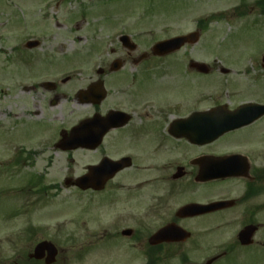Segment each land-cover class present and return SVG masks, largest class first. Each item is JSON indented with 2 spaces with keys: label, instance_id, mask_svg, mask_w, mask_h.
Segmentation results:
<instances>
[{
  "label": "flooded vegetation",
  "instance_id": "af4514ba",
  "mask_svg": "<svg viewBox=\"0 0 264 264\" xmlns=\"http://www.w3.org/2000/svg\"><path fill=\"white\" fill-rule=\"evenodd\" d=\"M83 1L41 0L38 4L44 11L39 21L45 26L50 22L64 26L71 20L68 7H85ZM192 1L194 7L186 8L175 23L179 30L165 31L161 41L201 34V21L225 23L232 33L225 41L227 53L244 51L229 65L244 64L251 70L241 73L246 81L236 82V70H229L221 61L198 67L191 61L182 63V49L163 56L154 54L145 42L149 32L132 34L128 25V29L114 34L110 45L115 48L109 53L113 59L96 70L102 78H112L111 89L108 91L100 79L105 98L97 106L87 105L92 108L90 117L98 114L105 118L115 113V125L101 137L95 151L76 150L98 154L91 164L107 159L120 167L97 191L82 192L96 199L91 202L94 207L89 202L84 204L86 250L81 255L88 259L94 253L98 264L264 263V0ZM32 2H3L5 21L0 22V31L19 35L25 28L26 32H35L38 25H28L29 14L23 12ZM200 3L212 9L209 15L200 16L196 6ZM8 9L15 10L9 13ZM51 10L56 12L50 14ZM141 10L142 16L136 19L139 26L149 23L153 16ZM121 36L129 39L124 41ZM204 68L206 72H201ZM230 75L235 77L229 83ZM47 82L36 86L48 93L59 87ZM147 82L149 85H144ZM152 82H156L154 86ZM165 84L173 86L174 97L165 95ZM58 99V95L51 99L52 104ZM74 100L78 103L77 97ZM233 113L247 116L234 119ZM224 128L229 131L220 139H208ZM203 140L206 143H199ZM221 143H225L223 151L217 149ZM227 156L235 157L227 167L231 176L212 179L216 158ZM69 180L64 179L59 189L74 188ZM65 201L58 204L63 209L67 208ZM218 202L224 203L219 210H186ZM20 212L12 219L19 222L21 235L31 236L27 240L32 249L27 254L28 263L66 264L73 227L66 221V211L42 217L31 209ZM94 222L98 230L91 233L88 227ZM248 226L256 231L251 239L242 241L239 235ZM222 233L232 234L217 240V234ZM40 243L53 246L54 260L46 250L41 260H31V253ZM61 243L63 250L59 249Z\"/></svg>",
  "mask_w": 264,
  "mask_h": 264
},
{
  "label": "rangeland",
  "instance_id": "374dc122",
  "mask_svg": "<svg viewBox=\"0 0 264 264\" xmlns=\"http://www.w3.org/2000/svg\"><path fill=\"white\" fill-rule=\"evenodd\" d=\"M17 1L0 0V22L5 21L6 9L2 3ZM32 1L23 12L29 14L28 25H38L35 32H26L25 28L19 35L0 31V264H29L27 254L32 249L27 240L31 236L21 235L19 223L12 218L21 214V210L30 209L33 214H40V217L56 211L58 214L66 211V221L73 227L70 260L65 263L98 264L94 253L88 259L81 255L86 250L84 204L89 202L94 207L91 202L96 198L91 193L85 196L75 188L59 189L64 179L74 180L83 175L86 166L96 161L98 154L61 152L54 149V144L59 140L60 131H69L91 116L92 108L89 105H79L74 100L79 90L100 79L105 81L108 91L111 89L112 78H102L96 74V70L113 59L109 53L115 48L110 45L114 34L122 32L123 28L128 29L129 25L132 34L149 32L145 42L152 46L165 37V31L172 30L169 31L172 33L179 30L175 24L178 17L181 13L184 14L186 8H193L194 2L125 0L96 3V0H84L85 7H68L67 11L71 13L70 23L56 27L53 22L47 23L48 26L40 23L42 21H39V16L44 11L38 4L41 0ZM203 4L196 5L200 16L209 15L212 9ZM14 6L18 7L16 4ZM141 9L147 10L153 16L149 23L139 26L136 19L142 16ZM12 10L15 9H8V12ZM52 11L56 12L51 10L49 13L52 14ZM128 15V19L122 20ZM119 17L121 20L117 22ZM189 18L190 16L185 19L184 28L188 26ZM202 25L204 30H201L198 44L185 47L180 52L183 64H188L189 61L205 64L221 61L228 65L243 54L244 51L240 50L236 54L229 53L224 56L225 41L232 34L230 25L215 22ZM29 40H38L40 45L26 49L24 44ZM232 68L239 75L236 82L246 81L241 73L244 69L251 70L250 66L228 65L229 70ZM66 77H70V81L61 84V80ZM234 77L229 76V83ZM45 81L54 82L59 87L55 92L48 93L36 86V83ZM155 83L152 82L151 86ZM144 85H149V82ZM163 86L168 98L175 96L172 85ZM184 93L185 91L182 96ZM56 95L59 100L53 107L49 102ZM106 103H110V99ZM239 136L244 138L246 135ZM224 147L225 143L217 144V149L221 151ZM31 177L38 179L28 183ZM52 186L58 190H53ZM64 198L66 209L58 205ZM92 214L94 216L95 212ZM88 230L91 233L96 232L97 223L90 225ZM231 234H217L216 239L222 240ZM63 248L61 243L59 249Z\"/></svg>",
  "mask_w": 264,
  "mask_h": 264
},
{
  "label": "water",
  "instance_id": "95a60500",
  "mask_svg": "<svg viewBox=\"0 0 264 264\" xmlns=\"http://www.w3.org/2000/svg\"><path fill=\"white\" fill-rule=\"evenodd\" d=\"M198 40L197 34H192L190 36L186 37H179L176 40H170L162 43H158L153 48V53L157 55H163L165 53H168L172 50L179 49L182 47L185 43L194 44ZM164 50V51H163ZM95 91V93L99 94L97 97L103 98L104 91L102 89L101 83H98L97 85H94L88 89L87 92H80V96L90 95L89 93H92ZM91 96V95H90ZM89 96V97H90ZM101 98V99H102ZM100 98L98 100H93L94 104H97L101 101ZM110 116L101 119L97 115H95L92 119L82 121L77 125L76 127L72 128L70 132L68 133L69 137L66 138L67 133L61 132V141L57 145L59 149L62 151H69V150H75L77 148H88V149H94L96 148L99 143L102 135L109 129L113 128L112 120L109 119ZM88 135L93 136V138H97V142H91V141H82V137H87ZM115 168L113 166H102L99 167H90L88 168V172L83 177L77 179L75 181V185L80 188L81 190H85L87 188H91L93 190H97L102 183L105 181V179L111 177L114 175ZM114 171V172H113ZM221 177V176H216ZM222 204H214L211 206L210 210H217L222 208ZM186 210H192L191 207L186 208ZM194 211V210H193ZM195 213H198L197 211ZM256 229L252 226H248L247 229L243 230V233H240L241 240L245 239L248 240V238H251L252 234L254 233ZM39 250H35V258H38L37 252Z\"/></svg>",
  "mask_w": 264,
  "mask_h": 264
}]
</instances>
